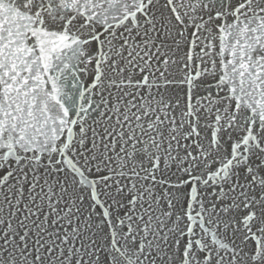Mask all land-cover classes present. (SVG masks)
I'll use <instances>...</instances> for the list:
<instances>
[{"label":"water","instance_id":"water-1","mask_svg":"<svg viewBox=\"0 0 264 264\" xmlns=\"http://www.w3.org/2000/svg\"><path fill=\"white\" fill-rule=\"evenodd\" d=\"M0 264H264V0H0Z\"/></svg>","mask_w":264,"mask_h":264}]
</instances>
